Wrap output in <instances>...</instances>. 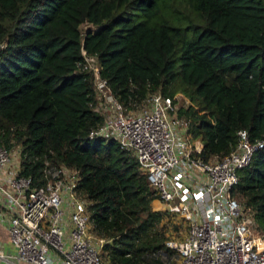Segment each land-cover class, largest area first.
Masks as SVG:
<instances>
[{"label": "trees", "instance_id": "16d2710c", "mask_svg": "<svg viewBox=\"0 0 264 264\" xmlns=\"http://www.w3.org/2000/svg\"><path fill=\"white\" fill-rule=\"evenodd\" d=\"M85 24L96 30L82 40ZM0 44V146L20 149L19 173L35 186L45 161L78 172L110 264H162L169 215L152 208L132 154L88 139L102 118L82 48L124 106L184 97L175 115L203 160L230 154L239 130L264 140V0H0ZM238 177L231 195L264 237V148Z\"/></svg>", "mask_w": 264, "mask_h": 264}, {"label": "built area", "instance_id": "2783aa9c", "mask_svg": "<svg viewBox=\"0 0 264 264\" xmlns=\"http://www.w3.org/2000/svg\"><path fill=\"white\" fill-rule=\"evenodd\" d=\"M81 55L84 63L78 67L93 76L90 105L102 118L88 139L114 141L132 154L163 210L186 224L187 233L166 240L156 255L162 264H264L263 234L256 232L252 213L231 195L238 172L264 148V140L251 142L247 131L239 130L230 154L205 161L201 140L192 137L189 120L175 115L169 97L153 94L144 106H124L101 78L97 57L84 48ZM20 163V149L0 146V201L9 213L15 249L14 256L0 253V261L110 264L101 258L107 241L93 231L90 203L77 191L78 172L45 161L44 182L35 186L20 175Z\"/></svg>", "mask_w": 264, "mask_h": 264}, {"label": "rangeland", "instance_id": "374dc122", "mask_svg": "<svg viewBox=\"0 0 264 264\" xmlns=\"http://www.w3.org/2000/svg\"><path fill=\"white\" fill-rule=\"evenodd\" d=\"M184 8H180L179 10L182 11ZM176 14H179L176 12ZM180 16L187 17L185 14H179ZM81 33L84 35L88 31L95 32V28L91 25H82L81 26ZM172 100V104L174 107V111L176 112V109L180 106H185L187 104V101L184 97L177 95L174 98H170ZM175 100V103H174ZM15 149V148H14ZM153 209L164 211L163 206L161 205L160 201L158 199L154 200L151 204ZM164 229L166 231V237L167 240L169 239H179L182 238L187 233L186 224L183 222V220L176 216H166L163 222ZM259 232V231H256Z\"/></svg>", "mask_w": 264, "mask_h": 264}, {"label": "crops", "instance_id": "0c3cea01", "mask_svg": "<svg viewBox=\"0 0 264 264\" xmlns=\"http://www.w3.org/2000/svg\"><path fill=\"white\" fill-rule=\"evenodd\" d=\"M8 210L0 201V253L6 256H14L15 249L11 245L6 220L8 219ZM0 264H11L9 262L0 261Z\"/></svg>", "mask_w": 264, "mask_h": 264}]
</instances>
